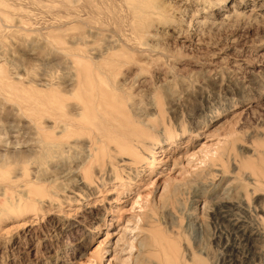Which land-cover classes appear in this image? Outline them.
<instances>
[{"label":"rangeland","instance_id":"obj_1","mask_svg":"<svg viewBox=\"0 0 264 264\" xmlns=\"http://www.w3.org/2000/svg\"><path fill=\"white\" fill-rule=\"evenodd\" d=\"M91 1L0 0V264H264V0ZM82 54L160 123L123 171L27 125Z\"/></svg>","mask_w":264,"mask_h":264},{"label":"bare ground","instance_id":"obj_2","mask_svg":"<svg viewBox=\"0 0 264 264\" xmlns=\"http://www.w3.org/2000/svg\"><path fill=\"white\" fill-rule=\"evenodd\" d=\"M155 1L156 0H131V7L128 6L130 9L128 10V13L130 11L129 14H132L134 18L137 16L138 18L141 17L143 19L152 13V11L150 13L148 12L150 9H146L150 5H157L155 4L157 3ZM126 3L129 4V2ZM156 7L158 8L159 5L154 6L153 8ZM157 12H160V10ZM227 15L229 16V14ZM128 16L129 15H127V17ZM228 16L225 15L224 17L226 18ZM131 26L132 25H130V27ZM130 30H132V28ZM55 41L59 42L61 40L58 39ZM49 43L51 44L52 41H49ZM78 43L80 44V42ZM53 45L54 43H52V46ZM53 49L55 48L53 47ZM77 56L80 57H77L76 59L78 60L79 58L80 60L63 71V76L59 82H48L47 80V82L44 81L45 83L43 84L45 87H35L37 93L39 89L44 91V98L40 95L43 99H36V97H34L35 93L27 104L31 111L27 125L42 134V137H40V141L43 142L42 150L49 156V158L61 156L67 161L66 159L70 157H75V159L87 157L85 163L81 162L83 158L76 161L77 165L82 163V168L80 167L81 169H85L88 166L92 167L94 164L104 166L105 168L114 167L117 171H123L131 164L136 163L137 160L139 161L144 158L143 155L145 150L148 149L150 143H152L150 142V138H152L153 135L156 137L157 143H155L157 144V147L163 146L162 141L160 140V123L156 118L157 116L150 115L153 112H145L143 109H140L139 105L135 103L136 101L129 102V104L128 100L125 99L126 95L124 97L123 88L109 82L110 79L108 81V71L102 74L104 78L102 75L99 77L98 74L100 73L98 71V74L93 73V71L96 69L98 70V68L95 67L96 69L93 70V68L86 63V60L88 59L85 60L87 57L84 54ZM74 57L76 56L74 55ZM72 60L73 58L71 61ZM65 66L67 65L65 64ZM92 66L94 67L95 65ZM142 67L145 68V66ZM142 67L140 66V68ZM31 88L33 89V87ZM19 102L20 101H18V103ZM21 104L23 103L21 102ZM151 104L156 106L158 103ZM24 106L26 105L24 104ZM160 115L161 111H159L158 114L161 118L162 115ZM163 127H165V125ZM39 147H41V145ZM39 154L41 155V153ZM6 156L8 157V154L0 153V161L4 159V157L6 159ZM43 158L45 159V157ZM5 159L2 161L4 162ZM153 162L154 160L152 163ZM24 163L26 164V162ZM80 168L79 170H81ZM91 173V171L88 172L87 170L83 173V179L91 177ZM102 181L105 182L104 179ZM128 244V246L132 248V242H129ZM104 263L101 262L100 264ZM107 264H109V261Z\"/></svg>","mask_w":264,"mask_h":264}]
</instances>
